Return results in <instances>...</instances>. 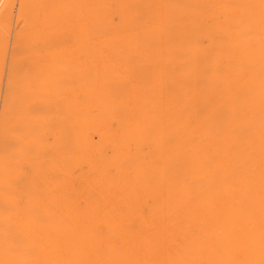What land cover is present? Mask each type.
I'll return each mask as SVG.
<instances>
[{"label":"bare ground","instance_id":"bare-ground-1","mask_svg":"<svg viewBox=\"0 0 264 264\" xmlns=\"http://www.w3.org/2000/svg\"><path fill=\"white\" fill-rule=\"evenodd\" d=\"M0 264H264V0H0Z\"/></svg>","mask_w":264,"mask_h":264}]
</instances>
